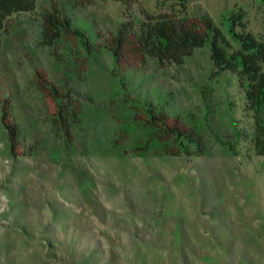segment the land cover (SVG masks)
<instances>
[{"label":"rangeland","instance_id":"374dc122","mask_svg":"<svg viewBox=\"0 0 264 264\" xmlns=\"http://www.w3.org/2000/svg\"><path fill=\"white\" fill-rule=\"evenodd\" d=\"M53 1L92 51L74 35L43 43ZM160 15L209 16L235 49L236 16L264 36L262 0H38L9 20L0 36V264H264V157L222 142L245 122L244 101L235 80L214 74L210 44L180 65L126 66L97 39ZM148 103L182 119L198 144L148 123Z\"/></svg>","mask_w":264,"mask_h":264},{"label":"trees","instance_id":"16d2710c","mask_svg":"<svg viewBox=\"0 0 264 264\" xmlns=\"http://www.w3.org/2000/svg\"><path fill=\"white\" fill-rule=\"evenodd\" d=\"M180 1L185 8L188 0ZM37 2L38 0H0V36L8 30L12 16L33 12ZM262 3L264 6V0ZM232 22L242 29L239 35L240 47L237 49L209 16L177 19L160 15L148 19L138 29L132 23H124L104 34L97 33V39L101 40V47L118 63L126 66L144 64L148 59L158 61L161 67L180 65L195 50L210 44L214 74L235 80L239 95L244 101L243 112L246 118L244 123L236 126L234 137L221 141L234 155L241 153L240 144H246L256 156L264 157V36L259 38L247 32L241 16H236ZM64 34L82 38L87 50L92 51L93 43L76 24L75 18L66 14L63 7L53 1L42 14V41L51 46ZM37 76L42 91L54 94L57 88L49 82L46 73L38 70ZM122 84L125 85L123 80ZM146 107L151 115L148 123L161 130L164 135L198 144L194 130L182 119L170 117L166 113L157 114L152 103H148ZM3 112V123L9 132L13 148H16L19 126L14 119L10 120L8 101L3 102Z\"/></svg>","mask_w":264,"mask_h":264}]
</instances>
